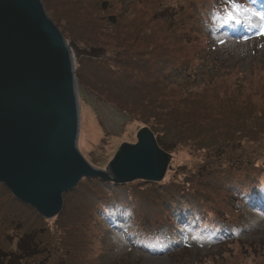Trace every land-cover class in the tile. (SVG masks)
<instances>
[{"label": "rangeland", "instance_id": "1", "mask_svg": "<svg viewBox=\"0 0 264 264\" xmlns=\"http://www.w3.org/2000/svg\"><path fill=\"white\" fill-rule=\"evenodd\" d=\"M243 1L252 12L238 28L214 19L213 30L199 13L214 0H41L74 46L82 154L104 168L148 126L175 155L158 183L83 178L50 219L0 185V258L19 264L14 256L34 239L39 252L25 254L26 264H264V209L234 196H251L253 185L264 195V0ZM182 10L191 24L180 23ZM114 76L129 92L111 87L107 79L120 85ZM89 116L98 133L85 145ZM101 204L113 211L111 223L96 212ZM164 215L185 224H177L180 241L161 251L138 232L170 227Z\"/></svg>", "mask_w": 264, "mask_h": 264}, {"label": "water", "instance_id": "2", "mask_svg": "<svg viewBox=\"0 0 264 264\" xmlns=\"http://www.w3.org/2000/svg\"><path fill=\"white\" fill-rule=\"evenodd\" d=\"M73 47L41 0H0V185L45 219L60 213L63 194L83 178L158 183L175 155L158 146L148 126L104 168L82 154Z\"/></svg>", "mask_w": 264, "mask_h": 264}, {"label": "trees", "instance_id": "3", "mask_svg": "<svg viewBox=\"0 0 264 264\" xmlns=\"http://www.w3.org/2000/svg\"><path fill=\"white\" fill-rule=\"evenodd\" d=\"M236 2L241 4V5H244V1L243 0H236ZM73 5L78 7L79 9L82 8L81 6H79L77 4H73ZM160 5H161V3H159L157 5L156 14L158 16H162L164 19H166L165 18V13H164L165 9H161ZM226 6H227L226 0H214V2H212V6L208 10H204V12L199 13V17L202 15V21L201 22L199 21V22L205 24L207 27H210V29H211L213 27L211 22L215 19V21H218L219 23H221L220 26H223L226 29H231L230 26L227 27L228 23L225 24L224 20H223V12L227 10ZM99 7L101 8V4L99 5ZM181 13H182V17H181L180 23H183L184 25L191 24L192 23V18L188 14V12L185 11V10H182ZM196 21L198 22V20H196ZM197 22H194V23H197ZM167 23H168V21H167ZM232 23H233V27H237V28L239 27V25L235 24L234 22H232ZM156 41H157V39L155 38L154 39V43H156ZM107 72H108V74L113 75L112 70H107ZM115 78H116V81H118L120 83L119 86H116V85L112 84L108 79L106 81L111 84L112 88L118 87L121 90L129 92L128 90L130 89V87L122 84V82H125L124 79H120V78H117V77H115ZM140 92H141V89H140ZM156 142H157V144L159 145V147L162 150L167 147V144L164 141H162L160 138H157ZM255 189H257V188H255V186L253 185L251 196H249V197H247L246 195H243V193H241L239 191L240 189L237 190V192L234 193V196L239 198V199H241V201L244 200V203L249 208H252L255 205H259L260 208L264 209V207L262 206V203H264V201H263L264 195H262L263 189H257V190H259L257 192H256ZM231 192L233 194L234 190H232ZM235 202L238 205L241 204L239 201H235ZM115 203L117 205H119L118 202H115ZM252 209H254V208H252ZM96 212L98 213V215H101L103 217V221H106V222H109V223L112 222V216L111 215L113 214V211L110 210L109 206H106V205L103 206L101 204V206L97 207ZM114 212H115V209H114ZM119 214H121V213H119ZM168 219L172 220V222H169ZM163 221L166 222L167 224H170V227L168 225H164V226H161V227H159L157 229H152L150 232H147V233H144V234H140L138 232L139 237H141L143 239H146V240L155 241L158 247L161 245L160 246V250L161 251H164L165 250L164 247L168 246V242L164 243L165 241H169V243H171V244L175 243L176 241L177 242L180 241L179 234L181 235V233H183L182 232L183 228H181L177 224H181V225L185 224L183 220L179 219L178 217H175L174 215H170V216L164 215ZM130 228L133 229V227H130ZM176 231H178L179 234H177ZM194 231L196 232V230H194ZM191 232L193 234V237L196 238V234L192 230H191ZM173 233H175L176 235L174 236ZM33 235H34L33 233H29L28 235H26L27 239H29V240L31 239L32 240L33 239ZM230 235H233V234L230 233ZM224 238H225L224 236L221 237V239L226 240ZM32 241H33V243L29 246V250L26 253H24L25 250L21 247L22 251H20V253L18 255L14 256V259H16V257H18L19 264H26V257H24L25 254L28 255V254L31 253L33 255L35 252L36 253L39 252L37 243L35 242L34 239ZM186 247H187V245L183 246L181 249H185ZM0 259H1V261L4 260L3 261L4 264H12V260L11 259H9V260H7V258H5V259L0 258ZM14 263H15V261H13V264Z\"/></svg>", "mask_w": 264, "mask_h": 264}, {"label": "snow or ice", "instance_id": "4", "mask_svg": "<svg viewBox=\"0 0 264 264\" xmlns=\"http://www.w3.org/2000/svg\"><path fill=\"white\" fill-rule=\"evenodd\" d=\"M227 10L223 12L224 23L234 22L237 25L242 23L240 15L243 13L252 12L250 6H244L236 2V0H226ZM256 15H261L260 13H255ZM264 18V16H262ZM257 35L264 36V24H262L257 32ZM247 39V37H244ZM221 43H223L221 41Z\"/></svg>", "mask_w": 264, "mask_h": 264}, {"label": "bare ground", "instance_id": "5", "mask_svg": "<svg viewBox=\"0 0 264 264\" xmlns=\"http://www.w3.org/2000/svg\"><path fill=\"white\" fill-rule=\"evenodd\" d=\"M97 133L98 132H97L96 127L94 126V124H92V117L91 116L87 117V128L85 129V131H82V130L80 131L82 140L85 142V145H87L88 136L91 135V138H94Z\"/></svg>", "mask_w": 264, "mask_h": 264}]
</instances>
